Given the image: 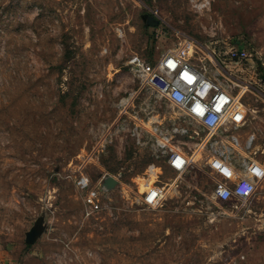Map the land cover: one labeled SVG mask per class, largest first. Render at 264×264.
<instances>
[{
	"label": "rangeland",
	"instance_id": "obj_1",
	"mask_svg": "<svg viewBox=\"0 0 264 264\" xmlns=\"http://www.w3.org/2000/svg\"><path fill=\"white\" fill-rule=\"evenodd\" d=\"M185 40L193 63L216 56L247 86L264 162V0H0V264H264V180L247 203L222 204L192 169L159 206L140 200L148 165L175 181L149 127L179 112L127 61ZM232 46L247 58L231 60ZM80 173L117 181L93 216Z\"/></svg>",
	"mask_w": 264,
	"mask_h": 264
},
{
	"label": "built area",
	"instance_id": "obj_2",
	"mask_svg": "<svg viewBox=\"0 0 264 264\" xmlns=\"http://www.w3.org/2000/svg\"><path fill=\"white\" fill-rule=\"evenodd\" d=\"M196 52V43L185 40L152 60L132 54L127 61L142 88L179 112L177 123L164 127L159 121L149 127L156 150L162 152V161L175 175V181L162 184L158 180L162 169L148 165L149 177L154 172L155 181L148 184L149 177L144 180L148 186L140 192V200L150 208L162 204L171 188H177L176 180L192 169L209 178L210 195L222 204L247 203L264 180V162L255 147L257 135L248 129L249 111L243 101L247 86L241 89L240 81L216 56L210 57L207 64L193 63L191 58ZM225 54L231 60L248 55L244 48L234 46ZM175 136L186 140L173 142ZM75 183L82 194L85 217L98 213L107 189L101 182L93 185L84 173L76 177Z\"/></svg>",
	"mask_w": 264,
	"mask_h": 264
},
{
	"label": "water",
	"instance_id": "obj_3",
	"mask_svg": "<svg viewBox=\"0 0 264 264\" xmlns=\"http://www.w3.org/2000/svg\"><path fill=\"white\" fill-rule=\"evenodd\" d=\"M143 18L146 20V23L149 26H156L158 24V20L151 15H145ZM261 79L264 80V73L262 74ZM116 183H117L116 179L113 178L112 176H106L103 178V181H102V185L107 190L114 187ZM26 239H27L28 243L32 242V240H33L32 233H28V236Z\"/></svg>",
	"mask_w": 264,
	"mask_h": 264
},
{
	"label": "bare ground",
	"instance_id": "obj_4",
	"mask_svg": "<svg viewBox=\"0 0 264 264\" xmlns=\"http://www.w3.org/2000/svg\"><path fill=\"white\" fill-rule=\"evenodd\" d=\"M156 170V169H155ZM152 175H154V172H151V176L150 177H152ZM150 177L148 178V180H146L147 182H148V184H151L152 182H150ZM147 182H145L144 183V190L146 189V187L148 186V185H146L147 184Z\"/></svg>",
	"mask_w": 264,
	"mask_h": 264
},
{
	"label": "snow or ice",
	"instance_id": "obj_5",
	"mask_svg": "<svg viewBox=\"0 0 264 264\" xmlns=\"http://www.w3.org/2000/svg\"><path fill=\"white\" fill-rule=\"evenodd\" d=\"M193 82V80L192 79H189V83H192ZM199 110V109H198ZM237 119H239V117H237Z\"/></svg>",
	"mask_w": 264,
	"mask_h": 264
}]
</instances>
